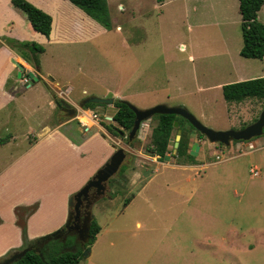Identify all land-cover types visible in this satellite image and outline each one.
<instances>
[{"label": "rangeland", "instance_id": "374dc122", "mask_svg": "<svg viewBox=\"0 0 264 264\" xmlns=\"http://www.w3.org/2000/svg\"><path fill=\"white\" fill-rule=\"evenodd\" d=\"M107 6L109 31L85 44L63 45L62 54L76 57L65 65L60 61L58 67L72 84L71 96H85L83 89L103 93L118 88L139 109L156 104L183 106L202 124L217 130L240 129L258 117L264 108L262 100L227 102L222 97V85L239 80V75L246 79L264 76V57L239 54L238 0H107ZM257 17L264 24V4ZM116 22L124 24L123 31L113 28ZM151 117L129 142L128 131L116 134V145L127 156L123 173L115 174L106 186L108 193L119 194L112 210H127L124 201L134 194L130 182L138 172L146 169V181L151 180L128 208L130 217H120L126 245L116 255L99 244L93 258L83 255L77 264H264V127L259 136L224 145L208 141L183 122L182 128L173 130L169 159L164 160L147 154L155 123ZM33 124L20 125L18 131L28 125L38 130ZM178 130L190 145H198L196 155L188 148L186 160L173 148ZM0 135L8 136L2 130ZM245 142L257 149L248 154ZM132 149L140 153H130ZM18 152L13 149V154ZM218 156L232 158L217 162ZM201 163L208 164L202 168ZM173 164L197 166L194 172ZM254 166L257 176L249 172ZM167 182L174 183L166 188ZM145 197L151 200L153 220L146 221L147 228L137 229L136 213L148 211Z\"/></svg>", "mask_w": 264, "mask_h": 264}, {"label": "crops", "instance_id": "0c3cea01", "mask_svg": "<svg viewBox=\"0 0 264 264\" xmlns=\"http://www.w3.org/2000/svg\"><path fill=\"white\" fill-rule=\"evenodd\" d=\"M27 1L48 13L52 17V23L50 33L46 36L32 28L26 14L12 5L11 0H0V130L8 135V140L0 145V259L22 247V224L28 240L60 228L67 221L70 212L68 197L108 160L117 146L118 135H124L107 128L110 124L116 126L112 119L115 111L113 103L98 105L96 107L100 110L96 111L80 106V102L91 95L130 102L125 92L118 88H111L103 93H87L83 89L85 96H71L72 84L58 72V67L60 61L65 65L76 57L62 54L63 45L85 44L109 30L69 0ZM112 25L119 32L124 30V24L116 22ZM3 36L43 46L44 50L38 55L39 65L34 66L31 60L22 58L3 41ZM134 47L135 43L133 49ZM24 55L28 57L29 52L24 51ZM15 62L23 67L20 76ZM135 66L139 71V64ZM29 72L37 80L27 84L24 78H27ZM239 78L237 81L246 79L241 75ZM63 84L67 85L65 87L68 91L61 99L57 92ZM61 100L69 102L74 113L58 107L56 101ZM80 108L85 113L95 111L99 114V119L92 121L87 131H82L77 120ZM62 111L66 115L62 116ZM32 123L39 129L33 130L28 125L25 131H18L20 125ZM245 144L248 154L257 149L252 142ZM13 149H18L19 152L13 154ZM129 152L136 155L140 153L133 149ZM7 155L9 157L5 159ZM228 158L232 156H218L217 162ZM207 164L201 163L198 166L204 168ZM196 166L197 164H173V167L190 168L193 171ZM144 170L146 169L133 176L130 182V187L135 190L132 198L124 201V208L127 210L151 182L146 181ZM257 172L259 175L258 169ZM172 183L174 182H167L163 186L168 188ZM117 196L119 194L105 191L90 206L91 217L96 219L100 229L89 247L87 259L93 258L99 244H105V247L111 248L118 255L117 249L127 243L124 239L125 225L120 217L123 214L130 217L131 214L127 210H112ZM143 202L144 209L148 211L140 216L136 213L134 226L137 229L147 228L146 221L153 220L151 200L145 197ZM136 209L138 210V206Z\"/></svg>", "mask_w": 264, "mask_h": 264}, {"label": "trees", "instance_id": "16d2710c", "mask_svg": "<svg viewBox=\"0 0 264 264\" xmlns=\"http://www.w3.org/2000/svg\"><path fill=\"white\" fill-rule=\"evenodd\" d=\"M71 3L82 9L87 15L97 21L105 28H110L111 19L108 11L107 0H69ZM12 5L22 10L28 18L32 28L44 35H48L51 29L52 17L36 7L27 0H11ZM264 0H238V7L241 16V36L242 46L239 54L246 58L262 59L264 57V24L258 20V12ZM10 48L18 52L25 60H31L34 66L39 65L38 55L44 50L43 46L35 42L3 40ZM24 51L29 52V56L24 55ZM222 97L227 102H241L247 98H256L264 103V76L244 79L223 84L221 87ZM105 105L101 103L86 102L82 104L84 108H94ZM115 111L112 119L116 123L108 125L107 128L117 130L121 133L129 131L133 126L135 118L134 111L129 107L126 100L114 99ZM155 123L151 128L150 143L147 147V154L163 159L169 153L168 143L176 128H182L183 122H187L189 127L199 133L185 118L176 114L156 113L152 115ZM177 121V127H173V122ZM176 134V133H175ZM174 134V136H175ZM173 136V138H174ZM8 136L0 137V144L5 143ZM128 140V138H127ZM241 141V140H238ZM129 142V140H128ZM173 144V143H172ZM188 139L182 135L176 147V153L182 160L188 158ZM122 167V168H121ZM121 168V169H120ZM118 174L123 173L124 167L121 165ZM113 181L110 179L109 183ZM113 195V194H112ZM71 208V207H70ZM23 245L18 250L27 248L24 254L11 264H77L83 257L82 251L90 247L96 238L100 226L94 217L89 223L88 238L81 243L72 234H67L64 239L57 237L64 232V225L57 231L50 232L28 240L25 234V226L22 224Z\"/></svg>", "mask_w": 264, "mask_h": 264}, {"label": "water", "instance_id": "95a60500", "mask_svg": "<svg viewBox=\"0 0 264 264\" xmlns=\"http://www.w3.org/2000/svg\"><path fill=\"white\" fill-rule=\"evenodd\" d=\"M15 65L18 68V76L21 74V70H23L22 65L18 62H15ZM28 81L27 84H30L37 80V77L33 75L32 72L28 73ZM92 102V103H101V104H111L113 103L112 98L107 97H98V96H87L81 102L80 106L83 103ZM129 107L134 111L135 118L133 121V126L127 132V138L131 140L135 135L138 129L140 128L141 123L145 122L152 115L156 113H166V114H176L183 118H185L199 133L204 135L208 141L210 142H219L224 145H228L230 140H248L251 137L259 136L262 133V129L264 127V108L260 111L258 117L251 123L245 125L240 129H212L210 127L202 124L198 119L190 113L183 106H165L163 104H156L146 109H139L127 102ZM56 105L62 109L67 110L69 113H74V108L71 106L69 102L66 101H56ZM178 122H173V127H177ZM181 134L180 130L174 136L173 148L176 149L178 142L180 140ZM190 154L196 155V151L198 149V145L196 142L192 143L190 146ZM126 157V150L121 146H116L115 150L112 152L108 160L100 166L95 173L85 182V184L78 189L72 196L68 199V205L73 209V223L76 227V231L73 233L70 229L73 226L69 224L71 218V212L68 214L67 221L64 225V232L56 235L57 237H61L62 239L69 234H74L75 238L79 240L81 243H84L88 238L89 233V223L91 219L90 206L91 204L104 195L106 191L107 181L114 176L121 164L123 163ZM164 160L169 159V155L165 154L163 156ZM82 206H84V217L83 221L76 222L75 220L78 218V214L81 211ZM57 230H54V232ZM72 232V233H71ZM27 248H23L21 250H16L8 254L7 256L0 259V264H11L16 259L20 258ZM89 248L84 250L83 254L87 255Z\"/></svg>", "mask_w": 264, "mask_h": 264}, {"label": "built area", "instance_id": "2783aa9c", "mask_svg": "<svg viewBox=\"0 0 264 264\" xmlns=\"http://www.w3.org/2000/svg\"><path fill=\"white\" fill-rule=\"evenodd\" d=\"M24 80H25V82H27L28 78H24ZM67 91H68V88L65 87L63 89H59L57 93L60 96V98L63 99L64 96L66 95ZM78 114L79 115L77 117V120L82 127V131H87L89 126H90V123L92 121H97L99 119V114L95 111H89L88 113H85L84 110L82 108H80ZM145 125H146L145 122L141 123L140 128L145 126ZM139 132H140V130H139ZM139 136H141V135H139ZM249 171L253 175H257V173H258L256 167L250 168Z\"/></svg>", "mask_w": 264, "mask_h": 264}, {"label": "flooded vegetation", "instance_id": "af4514ba", "mask_svg": "<svg viewBox=\"0 0 264 264\" xmlns=\"http://www.w3.org/2000/svg\"><path fill=\"white\" fill-rule=\"evenodd\" d=\"M113 178V176L110 178V179H112ZM110 179L107 181V184H109V181H110ZM107 186V185H106ZM106 191H108L107 189H106ZM84 206H82V208H81V211H80V213L78 214L79 216H78V218L75 220L76 222L78 221V222H80V224L82 223V221H83V217H84ZM70 212H71V218H70V222H69V224H72L73 226L71 227V231L74 233L75 231H76V227L74 226V223H73V214H74V212H73V209H72V207L70 208ZM71 232V233H72ZM69 234V233H68ZM72 235H74V234H72ZM75 236V235H74Z\"/></svg>", "mask_w": 264, "mask_h": 264}]
</instances>
